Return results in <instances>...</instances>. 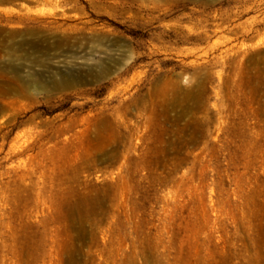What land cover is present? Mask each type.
<instances>
[{
    "label": "rangeland",
    "instance_id": "374dc122",
    "mask_svg": "<svg viewBox=\"0 0 264 264\" xmlns=\"http://www.w3.org/2000/svg\"><path fill=\"white\" fill-rule=\"evenodd\" d=\"M0 264H264V0H0Z\"/></svg>",
    "mask_w": 264,
    "mask_h": 264
},
{
    "label": "bare ground",
    "instance_id": "6f19581e",
    "mask_svg": "<svg viewBox=\"0 0 264 264\" xmlns=\"http://www.w3.org/2000/svg\"><path fill=\"white\" fill-rule=\"evenodd\" d=\"M71 85V82H64L62 84H56L57 87H61V86H69Z\"/></svg>",
    "mask_w": 264,
    "mask_h": 264
}]
</instances>
